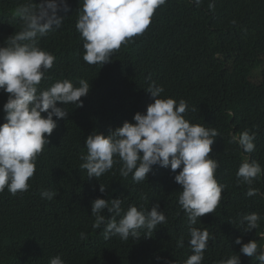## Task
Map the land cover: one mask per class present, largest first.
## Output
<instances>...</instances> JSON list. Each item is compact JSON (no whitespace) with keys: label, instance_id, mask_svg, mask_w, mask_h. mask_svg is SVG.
I'll use <instances>...</instances> for the list:
<instances>
[{"label":"trees","instance_id":"1","mask_svg":"<svg viewBox=\"0 0 264 264\" xmlns=\"http://www.w3.org/2000/svg\"><path fill=\"white\" fill-rule=\"evenodd\" d=\"M29 2L38 7L41 0H0V46L21 30L19 9ZM67 2L68 9L59 12L62 26L39 41L56 57L39 88L63 79L78 87L84 79L90 92L81 98L83 107L58 102L68 115L57 119L28 191L12 195L5 188L0 193V264H49L58 255L65 264H184L193 254L189 223L178 202L179 170L156 165L148 179L136 183L131 174L120 175V163L99 180L89 179L80 168L89 135H108L125 121L135 123L136 113L146 114L154 102L146 90L153 81L164 88L163 98L186 101L184 116L190 123L219 132L210 155L219 162L216 178L226 187L215 212L192 226L209 232L202 264H219L233 255H240L241 264H260L240 253L235 240H256L264 250V173L251 186L256 194L248 196L249 186L238 182L236 172L246 156L264 169V0H167L145 32L122 45L103 67L83 60L84 41L76 30L82 0ZM7 99L8 94L0 91V125L6 122ZM245 130L255 134L256 149L250 154L232 142V134ZM100 183L107 187L104 193ZM44 191L57 195L42 198ZM97 198H121L124 211L132 205L150 210L159 203L166 223L150 237L140 230L148 250L115 255L105 246L114 238L104 239L106 223L93 227L91 206ZM253 212L261 217L259 227L246 231L242 217ZM101 214L112 217L107 209ZM181 239L183 247L178 246ZM132 255L137 258L130 259Z\"/></svg>","mask_w":264,"mask_h":264},{"label":"clouds","instance_id":"2","mask_svg":"<svg viewBox=\"0 0 264 264\" xmlns=\"http://www.w3.org/2000/svg\"><path fill=\"white\" fill-rule=\"evenodd\" d=\"M166 2L82 0L76 30L84 41L83 60L89 65L102 67L111 62L122 45L145 32L154 12ZM200 2L196 0V3ZM67 9V0H41L38 7L25 3L19 9L23 20L21 30L0 46V91L8 94L3 105L6 122L0 125V193L5 188L12 195L28 191V182L36 172L37 158L45 145H49V138L57 128V119L68 115L65 107L57 106L58 102L83 107L81 98L90 92L91 86L84 79L79 80L78 87L63 79L47 89L39 88L56 59L39 46L40 38L62 26L63 18L59 12ZM146 90L154 100L148 105L146 114L136 113L135 123L125 121L122 127L111 130L108 135L98 132L89 135L85 141L87 154L81 155L84 162L80 168L87 171L89 179L95 177L99 180L114 164L120 163V175L127 178L131 174L136 183L148 179L156 165L170 167L172 172L179 170L175 175L176 183L182 186L178 202L189 223L188 243L193 252L184 264H202L209 232L192 226L205 214L215 212L226 187L218 182L216 170L219 162L210 155L219 132L215 128L190 123L184 116L188 109L186 101L181 99L177 103L173 98H163L164 88L154 81ZM254 141L255 134L248 130L232 134V142L238 144L244 153L255 151ZM262 173L261 165L250 162L246 156L236 172L238 182L249 186L246 195L256 194L251 186ZM106 188L100 183L101 193ZM56 195L50 191L41 193L42 198L49 200ZM122 203L121 198L95 199L91 206V214L95 217L93 227L98 229L106 223L102 233L104 239L114 238L106 241L105 246L115 255L120 251L140 254L141 250H148L141 242L140 230H145V236L150 237L158 225L166 223V216L159 210V203L150 210H138L132 205L126 211L122 209ZM105 209L112 214L111 219L101 214ZM122 212V218L117 220ZM260 219L259 214L253 212L245 214L241 223L246 224V231H252L259 227ZM235 243L241 245L240 253L255 257L264 264V250L259 249L256 240L243 243L242 238H237ZM178 246L183 247V239ZM135 258L134 255L130 257ZM49 264H65V261L58 255L50 258ZM219 264H241L240 255L221 260Z\"/></svg>","mask_w":264,"mask_h":264}]
</instances>
